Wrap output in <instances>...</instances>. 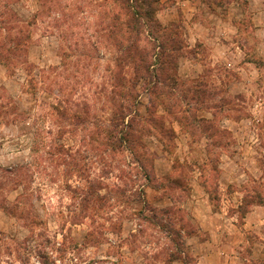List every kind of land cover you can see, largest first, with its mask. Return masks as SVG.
Segmentation results:
<instances>
[{"label": "rangeland", "instance_id": "rangeland-1", "mask_svg": "<svg viewBox=\"0 0 264 264\" xmlns=\"http://www.w3.org/2000/svg\"><path fill=\"white\" fill-rule=\"evenodd\" d=\"M123 5L0 0V264H264V0Z\"/></svg>", "mask_w": 264, "mask_h": 264}, {"label": "trees", "instance_id": "trees-1", "mask_svg": "<svg viewBox=\"0 0 264 264\" xmlns=\"http://www.w3.org/2000/svg\"><path fill=\"white\" fill-rule=\"evenodd\" d=\"M157 0H124V5L123 8L128 11L131 10V16L133 19V24L134 26H143V20L145 18H152V15L154 14V3H156ZM133 4V5H132ZM144 12H142V8H144ZM116 21L120 22L121 14L120 15H114L113 17ZM125 53V51H124ZM135 53L137 54L136 48H135ZM6 54L3 55L0 53V64L7 66V61H6ZM134 63V68H137L140 72L145 74L146 76H150V66L147 65L144 62V59L141 57V54L139 53L137 56V59ZM133 101H135V96L132 95ZM130 107V106H129ZM129 123L126 125V128H128L129 131L128 133L125 134V136L119 140V145L125 144L126 149L130 151L131 153H135V148L138 146V137L135 136L136 131L133 132V128H131V125L133 122V119H129ZM147 179V177H145ZM186 264V263H184Z\"/></svg>", "mask_w": 264, "mask_h": 264}, {"label": "crops", "instance_id": "crops-1", "mask_svg": "<svg viewBox=\"0 0 264 264\" xmlns=\"http://www.w3.org/2000/svg\"><path fill=\"white\" fill-rule=\"evenodd\" d=\"M262 207H264V206H257V207H255V209H256V208H262Z\"/></svg>", "mask_w": 264, "mask_h": 264}]
</instances>
